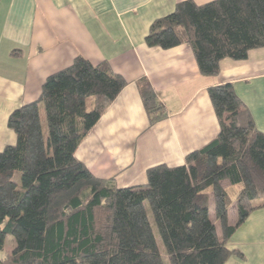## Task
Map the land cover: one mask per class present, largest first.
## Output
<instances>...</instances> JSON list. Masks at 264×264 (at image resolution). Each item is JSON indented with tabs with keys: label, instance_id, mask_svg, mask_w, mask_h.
<instances>
[{
	"label": "trees",
	"instance_id": "trees-1",
	"mask_svg": "<svg viewBox=\"0 0 264 264\" xmlns=\"http://www.w3.org/2000/svg\"><path fill=\"white\" fill-rule=\"evenodd\" d=\"M144 42L187 45L200 74L216 76L221 61L264 48V0L179 2ZM126 84L107 63L76 57L45 79L36 101L9 115L16 142L0 152V264H225L241 256L226 243L264 208V133L233 85L208 89L214 139L180 166L149 168L146 185L118 188L94 177L75 151ZM136 85L149 124L165 118L149 82ZM224 181L240 185L235 202Z\"/></svg>",
	"mask_w": 264,
	"mask_h": 264
},
{
	"label": "crops",
	"instance_id": "crops-1",
	"mask_svg": "<svg viewBox=\"0 0 264 264\" xmlns=\"http://www.w3.org/2000/svg\"><path fill=\"white\" fill-rule=\"evenodd\" d=\"M188 0H1L0 152L14 145L9 115L38 99L51 74L76 57L92 65L107 63L127 82L75 151V158L118 188L146 185L157 165L184 163L219 132L208 89L231 83L264 133V48L245 61L225 59L219 74L202 76L191 48H149L151 24ZM197 5L213 0H189ZM145 78L167 116L153 125L137 82ZM225 264H264V208L254 211L227 241Z\"/></svg>",
	"mask_w": 264,
	"mask_h": 264
},
{
	"label": "rangeland",
	"instance_id": "rangeland-1",
	"mask_svg": "<svg viewBox=\"0 0 264 264\" xmlns=\"http://www.w3.org/2000/svg\"><path fill=\"white\" fill-rule=\"evenodd\" d=\"M40 112H41V121H42L43 131H44V135L46 136L47 131H46V124H45L44 113H43L42 108L40 109ZM15 181L17 182V184H20V174L17 173L15 175ZM223 187L226 189L231 201L235 202L236 195L240 190V185L239 184L230 185L228 181H224ZM231 215H233V212H231ZM212 219H213V216H211V220ZM13 246H14V239L12 237H7L5 240V251L10 252L12 250ZM159 246L161 249V253L164 256V251H163L160 244H159Z\"/></svg>",
	"mask_w": 264,
	"mask_h": 264
}]
</instances>
